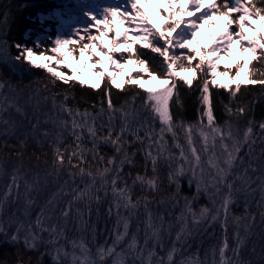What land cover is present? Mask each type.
Returning <instances> with one entry per match:
<instances>
[{
	"label": "snow or ice",
	"instance_id": "1",
	"mask_svg": "<svg viewBox=\"0 0 264 264\" xmlns=\"http://www.w3.org/2000/svg\"><path fill=\"white\" fill-rule=\"evenodd\" d=\"M165 2L171 11L173 0H165ZM137 3L138 0L136 2L128 0L131 12L128 7L124 8L123 12L118 5L106 7L103 9V19L96 20L97 25L103 23L105 27L110 28L109 13L112 18L122 20L132 13L135 14L129 21V24L135 25L131 43L127 39L129 35L127 30L123 32L117 30L116 37H123V43H120L119 39H110L111 52H105L103 47L95 43L100 39L99 36L87 34L93 27L91 24L84 29L86 35L79 36V39H74L71 35L64 37L58 34L51 41L52 55L45 54L49 51L47 48L37 53L36 49L41 48L39 40L34 47H29L20 43H9L6 37L0 38V60L10 64L26 63L31 67L46 70L50 74L52 85H56L59 81L69 90L75 87L77 81L82 86L87 82L79 79L78 71L74 75H68L59 70L65 61H69L67 68L73 69L71 61L77 59V48L81 58L87 54L89 61L94 65H100L102 62L95 59L88 51L95 47L100 55L107 56L110 63L119 69L123 54L116 59L113 58V54L119 48L128 52L133 44L143 42L146 49L164 57L158 72L171 80V83L166 80V86L162 89H148L144 97H140V93L135 92L120 107H116L111 99L112 92L108 85L121 87L117 84V73L96 69L94 74L98 82L91 84L90 87L103 92L98 109L96 104L91 105V110L86 107L83 111L79 107L69 106V100L74 97H70L68 91L63 93L62 100L56 93L50 97H43L44 101L51 100V114H45L43 125H47L51 120L54 129H61L56 132L54 140L50 130L42 127L39 116L34 115L29 118L27 111L19 102L22 93H17L15 97L5 94L6 87L11 92H15L16 89L0 80V137L16 136L18 141L14 145H9L7 140L0 143V244H8L16 248L15 258L11 261L0 260V264H44L45 256L51 257L52 264H69V257L70 264H106L109 258L112 259V264H137V262L176 264L175 256L178 253L183 254V246L188 244L193 231L198 230L202 224L212 227L216 223H219L223 230L224 239L218 246L212 247L211 264H264V246H261L257 256V245H252L251 255L257 256L255 260L243 258L249 240L254 234L253 229L257 226L256 217L251 212V204L256 202L257 191L260 194L259 201L256 202L260 209V225H264V120L259 122V135H256L255 121L248 119L242 140L239 129L236 128L234 131L232 120L233 117L237 120L246 117L252 107L251 101L247 104H239L235 109L232 107V101L237 99L242 85H260L264 89V7L260 6L264 4V0H222V2L212 0L208 5H205L204 0H188L192 11L187 12L183 8L180 11L185 16L193 17L192 19L183 27H181L183 21L173 20L170 24L158 28L148 26L146 21L149 18L137 7ZM85 15L88 13L86 12ZM214 17L223 20L224 25L211 47L191 49L195 55L175 54L174 49L191 47L198 35V21L208 22ZM169 19L171 20V17ZM257 21L260 22L259 28L255 27ZM245 29L255 35H246ZM172 33H176V36L173 37ZM107 34L101 32V35ZM189 35L192 39L187 38ZM85 40L89 42L82 43ZM160 40L164 43L160 44ZM13 47L16 49L15 55L11 54ZM237 49L241 56H246L247 59L237 60L234 69L225 65L224 70L219 71L220 62ZM197 57L199 62L193 64ZM184 61L188 63L185 64ZM128 62H133L131 57ZM134 62L144 66L143 72L150 77L154 75L150 71L151 63L141 58L138 49ZM256 64L260 67L257 68ZM83 67L91 69L92 65L85 63ZM174 67L179 68L181 72H192L193 76L200 74L204 77L200 82L197 97L198 123H187L183 119L177 122L171 111L172 101L178 108L182 109L184 105L179 83L173 79L179 76L180 72L175 71ZM209 75L212 77L211 80L208 79ZM221 76L229 77L231 84H218L216 77ZM140 79L141 74L138 73L135 78L128 76L125 83L136 84ZM100 81L104 82V88H101ZM185 83L192 88L195 87L192 79L185 80ZM44 87L45 90H49L47 85ZM213 87L229 92V103L223 104L225 115L229 118L224 120L223 124H220L216 118L212 101ZM36 94L39 95V90ZM138 98L143 99L142 107L145 109L143 113L136 107ZM105 102L107 108L104 106ZM39 108L40 101L37 100L36 109ZM12 109L23 120H28L30 128H25L22 121H17L13 117ZM157 118L161 125L159 133L153 126ZM32 119H35L34 123ZM85 131L87 137L84 135ZM64 132L73 138L71 144L65 143ZM166 133L171 134L173 144L180 150L179 156L170 150L165 139ZM179 133L184 134L187 150L185 144L178 142ZM197 135L202 141L201 148L195 146ZM86 139L91 143V147L85 143ZM31 141L35 142L39 150L43 149L46 141L49 142L52 150L50 163L46 152L43 153L45 157L43 166L41 155L36 151L29 154ZM136 144H139L140 148L130 151V148ZM102 145L110 146L113 154L107 157L102 154ZM245 147L247 152L241 155ZM257 147L260 148L258 156ZM5 149L9 151L6 153ZM139 153H143V173L139 171L140 165L136 160ZM202 153H211L207 157L206 164ZM89 154L92 158L91 162L88 160ZM93 163L97 165L95 168L92 166ZM149 163L151 175L148 174ZM125 167L136 170L135 175L133 176L131 170L125 173ZM162 167L167 168V175L163 178L160 174ZM182 179L187 180L189 188L194 185L196 191L191 197H183L187 212H182L176 217L179 230L176 231L175 239H171L175 226L166 222L165 213L154 214L151 205L178 202ZM164 180L169 187L175 185V191L168 197H161L159 201L155 196L150 199L148 193H160ZM80 183L84 184L83 188L79 186ZM137 187L140 189L139 195L135 192ZM109 192L112 200L107 209V216L111 217L115 209L117 227L113 233H110L111 244L105 240L104 244L96 248L93 256L83 232L85 228L91 227L92 239L95 241L96 224L91 223L92 202L94 200L97 205L96 214L99 217V205L104 202ZM241 193L244 196V215L235 216L232 214V208L239 203L237 196ZM201 194L207 195L215 207L213 209L202 207L197 214L192 210V205ZM85 201H87L88 219H85L84 210L80 207ZM37 206L39 212L33 219L32 212ZM141 208L143 213L140 211ZM133 217L137 220L136 231L131 232L129 239L130 222ZM229 220L233 224L231 244L228 238ZM73 229L79 235L69 237L68 232ZM141 231H143V244L140 243ZM166 233L169 236L167 242ZM261 239L264 240V235ZM169 243L171 247H168ZM118 247L119 251H117ZM41 248L44 250L40 251ZM157 248L165 251L166 255L158 253ZM229 251L232 253L231 256L228 255ZM28 252H39V258L35 261L31 257L25 259ZM208 254L206 251L203 260L199 258V254L195 258L185 257L179 261V264H209Z\"/></svg>",
	"mask_w": 264,
	"mask_h": 264
},
{
	"label": "trees",
	"instance_id": "2",
	"mask_svg": "<svg viewBox=\"0 0 264 264\" xmlns=\"http://www.w3.org/2000/svg\"><path fill=\"white\" fill-rule=\"evenodd\" d=\"M261 7H264V4L260 5ZM58 9L54 3L53 0H0V38L6 37L7 41L9 43H20L23 45H27L29 47H34L37 41L39 40V43L41 45L40 49H36L37 53L39 51L43 50L44 48L49 49L48 52H46V55H52L50 52L51 47L53 46L51 41L54 40L55 38V26L48 23L46 20H43L44 16L49 15L52 13L53 10ZM45 19V18H44ZM45 27L48 28V32H45ZM74 39H78L74 37ZM87 41H83L82 43H86ZM89 42V41H88ZM164 42L161 41L160 44H163ZM137 49L139 50L141 54V58L145 59L146 61L150 62L152 67L150 68V71L154 73V77L160 79V80H167L169 83H171V80L168 79L166 76H161L158 72V69L160 68L161 63L164 60V57L160 56L158 53H152L150 49H146L145 46H141L139 44H133L132 48L130 51L127 52V59L131 57L133 62L135 60V54ZM78 48L76 50V56L78 52ZM11 54L15 55L16 54V49L13 47L11 48ZM176 55H186V54H192L190 50L187 52L185 50H180L177 49L175 51ZM199 62V57L192 63L195 64ZM185 64H187V61H184ZM140 69L138 72L141 74V79L140 81H145L147 80L150 76L143 72V67L142 65H139L135 63ZM53 66L55 67V63L53 62ZM256 67L259 68L260 65L256 64ZM234 69V66L232 67ZM59 70L64 71L68 75H73V72L70 70H67L65 65H61ZM175 71L181 72L179 68H175ZM219 71H223V67H219ZM137 72H134L131 76L135 78ZM234 74V72H233ZM229 78V77H228ZM127 79V78H126ZM175 80L178 81L179 83V91H180V96L181 99L184 102L183 108H178L175 104L174 101H172V113L176 117L177 122H179L180 119H183L187 123H198V115H197V108L199 107V103L197 100V97L199 96V88H200V82L204 79V77L200 74H197L196 76H193V73L191 72V79L193 80V84L195 85L194 88L191 86L187 85L183 79L179 78H174ZM208 79L211 80L212 77L209 75ZM0 80L5 81L7 84L12 85L16 91L14 92L16 95L17 93H22L20 95V99H29L33 104V107L31 105V108L29 110L28 115L35 113L39 109L45 110V112H50L51 111V100L49 99L48 101H44L43 97L44 96H51L53 93L58 94L59 99H63V93L65 91L69 92L71 98L69 100V106L72 107H79L81 111L84 110V108H89L91 110V105L96 104L97 109L100 106V100L103 97V92L100 89H92L91 87L85 85H80V83L77 81L75 83V87L72 89H67L66 86L62 83L57 81L56 85H52L50 83V74L46 72V70L40 69V68H35L31 67L28 64H15L13 63H6L3 62V60H0ZM126 81V80H125ZM123 83L122 87L117 88L114 87L113 85L109 84L108 87L111 88L112 96L111 99L115 103L116 107H120L126 99H130L132 95L135 94V92L140 93V97L146 96L144 90L140 87L138 83L136 84H130V83ZM45 85H47V88L49 90H45ZM101 88H104V82H101ZM191 88V90H190ZM234 88V87H233ZM37 90H39V95L37 96ZM127 90V91H126ZM37 100L40 101V108L37 110L36 109V104ZM85 101H87L85 103ZM212 101L215 109V114L217 121L220 124H223L224 120L228 119L225 115V109L223 107V104L229 103V92L228 90L225 89H219L217 90L215 87L212 88ZM249 101L252 102V107L246 117H241L239 120H237L235 117L232 118L233 120V125H234V131L236 128L239 129V134L241 140L243 139V131L246 130L247 128V120L252 119L255 121L256 124V135H259V128L258 124L262 120H264V89L261 88L260 85H255V86H248V85H242L241 89L239 90L238 97L237 99L232 101V107L233 109L236 108L237 105L239 104H247ZM143 104V99L138 98L136 100V107L140 109V111L143 113L145 112V109L142 107ZM105 108H107V103L105 102ZM36 109V111H35ZM29 115V116H30ZM104 119H107V116L105 115ZM119 123V122H117ZM99 126V121L97 122V127ZM155 131L159 133L160 127L157 122V119H155L154 124H153ZM119 128H117V131ZM70 131V130H69ZM85 137H87V133L85 131L84 133ZM141 135H143V132H141ZM180 137L182 136V133H179ZM64 137H68L65 139L66 144H71L73 141V138L68 135V133L64 134ZM165 139L168 141V144H172V139L165 135ZM4 140H7L9 145H14L17 144V138L16 136H12L9 138H4L0 137V143H2ZM85 143L87 144L88 147H91V143L86 139ZM140 145L136 144L133 146V148H130L131 150H136L139 149ZM9 149H5V152L7 153ZM33 151H36L38 155H41V165L43 166V160L45 159L43 153H47V159L49 163L51 162V157H52V150L51 147L49 146V142H45L43 149L39 150L38 147L35 145L34 141L30 142V147L28 149L29 154H31ZM101 152L104 154L106 157L110 156L113 154V149L110 146L107 145H102L101 146ZM247 152V148L245 147L241 153V155L245 154ZM256 155H260V148L257 147L256 149ZM88 160L91 162L92 158L91 155H88ZM136 160L138 164L140 165L139 171L141 173L144 172L143 168V153H139L138 156L136 157ZM25 163L27 164L28 161L26 159ZM32 163L34 164L35 161L33 160ZM93 168H95L97 165L95 163L92 164ZM100 167H103V165H100ZM132 171L133 176L135 175L136 170L134 169H129L128 167H125L124 171L125 173ZM148 174L151 175V165L149 163L148 165ZM161 177H166L167 175V168L162 167L161 168ZM66 178V174H65ZM87 180V178H85ZM129 183H131V180H129ZM79 186L81 188L84 187L83 183H80ZM175 191V185H172L169 187L167 185L166 180L163 181L162 185V190L158 194H153V193H148L149 198L151 199L153 196H155V199L159 201L161 197H168L171 192ZM136 194H140V189L139 187L136 188L135 190ZM195 193L194 188H188L186 187L185 182L181 183V193L178 202L177 201H171V202H166L164 205H159V204H152L151 206H155V208H151L152 211L155 213L154 214H160V213H166L167 210H177L179 206H181V209L184 205V196H189L191 197ZM103 196V193H101ZM201 196L193 202V209L197 207L200 203H202ZM239 203L233 205L232 208V214L235 216H242L244 215V196L243 195H238L237 196ZM112 197L111 193L109 192V195L105 198L104 202L99 205V212L100 215L99 217L96 214V209L97 205L92 203V215H91V223H95L97 226L96 229V239L93 241L92 239V230L91 227H87L84 229L83 235L86 236V240L88 243L93 244V245H101L105 243V240L109 244H111V238H110V233L112 228L114 226H117V217L115 215V210H113V215L111 217L107 216V209L109 207V203L111 202ZM255 201L258 202L259 200L255 196ZM253 202L251 204V212L255 215L256 221L260 220V209H257V203ZM86 202L81 203L80 207L84 210L85 213V219H88V209L86 207ZM203 207V205H202ZM39 210L33 211L34 214L37 213ZM141 213H143V208L140 209ZM158 211V212H157ZM32 212V218L34 219V214ZM169 212V211H167ZM126 215V213H125ZM176 222V218L174 219ZM174 222V223H175ZM232 221L229 220V223ZM136 224L137 220L135 217L132 218L130 225L134 230L136 229ZM179 224V222H178ZM221 227H214L211 229H207L204 233H201L198 237H194V239L191 241V245H193L196 241H202L205 242L206 245H212L216 246V244L219 241V237L221 232ZM100 230L102 232H100ZM109 230V233H108ZM223 231V230H222ZM264 231V225L258 230L259 234ZM79 233L76 232L74 229L70 230L68 232V236H78ZM90 236V239L88 236ZM102 235V236H100ZM232 235H233V224L230 225L229 231H228V238L230 241V244L232 243ZM222 236V235H221ZM256 234L254 233L250 240L253 242V244H256L255 240ZM222 237H220L221 239ZM253 244H248L249 248L245 250L244 254V259H253L257 258V256L260 253V248L261 246H264V242H260V244L257 245L256 248V253L257 256H252L251 255V247ZM203 249H206V247H203ZM44 249L41 248L40 251H43ZM69 251H71V248H69ZM207 251V249H206ZM199 252L197 251L196 254L193 252V255L198 254ZM93 256H95V253H92ZM16 255V248L8 245V244H0V260L3 259H8V260H13ZM200 255V253H199ZM201 257L200 259L203 260L205 258V252L202 250L201 251ZM229 256L232 255L231 251L228 253ZM28 257H31L34 261L39 258V252H28L27 256H25V259ZM193 257V258H195ZM44 264H52L51 257L50 256H45L44 258ZM179 259V258H177ZM208 262L211 264L212 257L209 259V254H208ZM216 259L218 258V255L216 256ZM71 258L69 257V264H70ZM106 264H112V259L109 258L106 262ZM139 264V262H137ZM178 264V263H176Z\"/></svg>",
	"mask_w": 264,
	"mask_h": 264
},
{
	"label": "rangeland",
	"instance_id": "3",
	"mask_svg": "<svg viewBox=\"0 0 264 264\" xmlns=\"http://www.w3.org/2000/svg\"><path fill=\"white\" fill-rule=\"evenodd\" d=\"M53 1H54L55 5L58 9H55L52 11L51 14L44 16L45 19L43 18V20H46L48 23L55 26V37L58 34L62 35L64 37H68L71 35L72 38L76 37L79 39V36L86 35V33L84 32V29L87 28L89 24H91V25H93V27H91L88 30L87 34L92 35V36H99L100 39L96 40L95 43L99 44L101 47H103L105 52H111V48L109 46V40L110 39H119L120 43H123V39H124L123 37H121V38L116 37V31L117 30H120L121 32L127 30L129 33L127 39L131 43V41L133 39V35H134V33L132 34L131 30L133 28H135V25L133 24V26H132V24H129V21L132 19V15H135L134 13H132L128 18L123 19V20L117 19V18H112L111 14L109 13L110 28L105 27V25L103 23H101L99 25L96 24L97 19H101V20L103 19V14L100 13L101 8L104 9L106 7H114V6L118 5L120 7L121 12H123L124 8H126V7H128L129 11L131 12L130 6L128 4V0H53ZM134 2H136V0ZM211 2H212V0H211ZM217 2H222V0H217ZM81 3H84V4H81ZM137 7L140 8V10L145 14V16L149 18L146 21V23L148 24L149 27L157 26V28H158L161 25H168L173 20H180V18H181L179 13H170L168 8L164 9V11H162V12H159L156 9H148V8H146V4L143 0H138ZM86 12L88 13V15H85ZM92 17H95L96 19H93ZM169 17H171V20L169 19ZM137 22H138V18H137ZM184 25L185 24L182 23L181 27H183ZM223 25H224L223 20L214 17L212 19L211 24H209L207 26V29L209 30V34L207 36H203L202 39H199L196 36L195 41L193 42L191 47L185 48L182 50H185L186 52L188 50H190V52L193 53L191 51V49H199V48H203L205 46L211 47L213 42L219 37V30L223 27ZM233 27H235V26H233ZM255 27L256 28L260 27L259 21H257ZM155 30L156 29H154V31ZM48 31H49L48 28L45 27V32H48ZM101 32H105L108 34L107 35H101ZM245 33H246V35H249V36L255 35L253 32H249L247 29H245ZM157 35H158V33H157ZM172 36L175 37L176 33H172ZM209 37H211V39H209ZM187 38L192 39L191 36H188ZM161 41L164 42L163 40H160V43H161ZM136 44L144 46L143 42H139ZM176 50L177 49H174V52ZM88 51L94 56L95 59L100 60L102 63L100 65H94L92 61L88 60L87 54L83 58H81L79 56V50H78L77 59L75 61H71L72 65H73V69L70 70L67 68V63L69 61H65L64 65H65L67 70H70L71 72H73V75L76 74V71H78L79 79L86 80L87 81L86 85L89 87L91 84L98 82V78L94 74V71L96 69H102V70H105L106 72L107 71H115L117 73V76H116L117 84L121 85V87H122L124 81L126 80V78L128 76H131L134 72H137V73L140 72L139 71L140 68L135 64V62H131V63L128 62L127 55H126L127 52H125L123 48H119V50L113 54L114 59L118 58L121 54H123V59L120 61V68L119 69H117L116 65H113L110 63L107 56L100 55L99 50L97 48L93 47V48L89 49ZM193 54L195 55V53H193ZM206 54H207V52H206ZM221 55H223V54H221ZM239 59H247V57L246 56L242 57L241 53L237 49V50L233 51L225 59H223L220 62L219 67L224 68L225 65H229V66L233 67L235 62ZM85 63L92 65V68L90 69L87 67H83V65ZM179 77L184 78L183 79L184 81L187 79H191V72H180V75L173 77V79L179 78ZM216 79H217L218 84H231L228 77L221 76V77H216ZM165 81L166 80H160L154 76H151L145 81H142V80L139 81L138 84L144 90L145 94H147L148 89L159 90V89H162L163 87H165L166 86ZM101 82L102 81H100V83ZM113 86L116 87L115 85H113ZM232 87H234V85H232ZM4 92H5V94H9L11 97L16 96V94L14 92H11L10 89L7 87L4 89ZM29 101L30 100L28 98L27 99H20L19 98L20 104L25 108V110L27 112H29L31 105L33 104L31 101L30 102ZM32 107H33V105H32ZM35 111H36V109H35ZM46 113L51 114V111L45 112V110L39 109L38 111H36L35 113H32L31 115L29 114L30 115L29 118H32L34 115L39 116L41 119L42 127H46L50 130L52 139L54 140L55 136H56V132L60 131L61 129H54V126H53L51 120L47 125H43V120L46 118L45 117ZM12 115L17 121H22L25 128H30L28 120H23L22 117H20L18 114L15 113L14 109H12ZM32 122L34 123L35 119H32ZM157 122L159 124V127H161L160 121L158 118H157ZM205 123H207L206 120H205ZM65 133H67V132H64V134ZM166 135L172 139V136L170 133H166ZM9 137H12V136H7L4 138H9ZM66 138H68V137H64V139H66ZM195 140H196L195 146L197 148H201L202 147V141L200 140L198 135L195 137ZM178 142L181 144H185V139H184L183 133H182V136L180 137ZM168 146H169L170 150L176 156L180 155V150L177 149L174 144L173 145L168 144ZM185 147L187 150L186 144H185ZM210 154L211 153H208V154L202 153L203 161L205 164L207 162V157ZM180 163H183V161H180ZM182 182H185L186 187L189 188L186 179H182L181 183ZM192 188H194V191H196L194 185ZM238 195H243V194L241 193ZM201 196H203V197H201V199H203L201 206H200V203H198L199 205L197 207H195L193 210L197 214H199L200 209L202 208V205H203V207H208L209 209H213L215 207L213 205L211 199L207 195L201 194ZM259 196H260V194L257 191L256 197L258 200H259ZM85 202L87 203V201H85ZM94 202L95 201L93 200L92 203H94ZM41 203H42V201H41ZM153 207L155 208V206H151V208H153ZM177 208H178L177 210L171 209V210H167L169 212L166 211V213H168L166 222H170L175 226V230L172 231V233H171V237H170L171 239H175L176 231L179 230L178 221L175 222L174 219L176 217L180 216L182 212H184V213L187 212V209L185 208V206H183L182 209H181V206H179ZM192 209H193V207H192ZM257 209H258V207H257ZM35 210H39V207L37 206L33 211H35ZM37 213L34 214V212H33L34 218H35V215ZM153 213H155V211ZM5 215L7 216V213H5ZM221 218H223V217H221ZM209 219H210V217H209ZM189 221H191L190 215H189ZM256 222H257V226L254 227L253 233L256 234L255 240H256V243L258 245V244H260V242H264V240L261 239V236L264 235V231L259 234L258 230L262 227V225H260V220L256 221ZM230 225H232L231 222L229 223V228H230ZM217 226L219 227V223H216L212 227H209L207 224H202L198 230H194L193 235L189 238L188 244L183 246V248H184L183 254L178 253L175 256L176 263L179 264V261L181 259H184L185 257H189V256L195 257V255L194 256H192V255H193V252L196 254L197 251L200 253V255H199V258H200L202 256L201 251L203 250L204 252H206V249H207V252L209 253V259H211V257H212L211 256V249L213 247L212 245H210V246L206 245L205 242H202V241H196L193 245H191V241L194 239V237H198L201 233H204L205 229H211V228H214ZM116 227L117 226H114L112 228V230H110L111 233L114 232ZM96 229H97V226H96ZM120 230L121 231L123 230L122 225H121ZM135 231H136V229L134 230V228H132L130 225L129 239L131 238V232H135ZM100 232H102V231L100 230ZM221 232L222 233L220 234V237H222V238L220 239V237H219V241L216 244V246H218L219 242L224 239V232L222 230H221ZM108 233H109V230H108ZM90 236L91 235L88 236L89 239H90ZM100 236H102V235H100ZM84 237L86 239L85 235H84ZM140 237H141L140 243L143 244V231L140 232ZM168 240H169V236L166 233L165 234V241L167 242ZM253 242L251 240H249L248 244H253ZM229 243H230V241H229ZM98 246L99 245H93V244L88 243V247L90 248L92 253L96 252V248ZM123 246L124 245H121V247H123ZM168 247H171L170 243L168 244ZM203 247H206V249H203ZM248 248H249V246H248ZM119 250H120V248L118 247L117 251H119ZM157 252L160 253L161 255H166V252L162 251L160 248H157ZM217 255H218V252H217ZM177 258H179V259H177ZM218 258H219V255H218Z\"/></svg>",
	"mask_w": 264,
	"mask_h": 264
},
{
	"label": "bare ground",
	"instance_id": "4",
	"mask_svg": "<svg viewBox=\"0 0 264 264\" xmlns=\"http://www.w3.org/2000/svg\"><path fill=\"white\" fill-rule=\"evenodd\" d=\"M135 0H133L134 2ZM146 4V8L148 9H156L159 12L164 11V9L168 8V4L165 2V0H143ZM211 2V0H204L205 5H208ZM72 3V2H71ZM84 4V3H81ZM183 8L184 11L191 12L192 9L190 5L188 4V0H173L172 5H171V11L169 10L170 13H179L181 18L180 21H183V24H186L188 20L192 19L193 17L191 16H185L181 13V9ZM203 10V9H202ZM101 14H103V8H101ZM199 15V13H197ZM211 21L208 22H202L198 21L199 28L197 29L198 35L197 37L199 39H202L203 36H207L209 34V30L207 29V26L211 24ZM133 26V24H132ZM132 34L135 33V28L131 30ZM191 36V35H189Z\"/></svg>",
	"mask_w": 264,
	"mask_h": 264
}]
</instances>
